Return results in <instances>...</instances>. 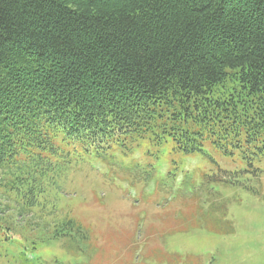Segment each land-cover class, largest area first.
<instances>
[{
    "label": "trees",
    "instance_id": "1",
    "mask_svg": "<svg viewBox=\"0 0 264 264\" xmlns=\"http://www.w3.org/2000/svg\"><path fill=\"white\" fill-rule=\"evenodd\" d=\"M141 144L261 171L264 0H0V264H88L62 180Z\"/></svg>",
    "mask_w": 264,
    "mask_h": 264
},
{
    "label": "rangeland",
    "instance_id": "2",
    "mask_svg": "<svg viewBox=\"0 0 264 264\" xmlns=\"http://www.w3.org/2000/svg\"><path fill=\"white\" fill-rule=\"evenodd\" d=\"M205 148L183 155L141 144L73 163L59 204L91 230L88 264H264V165L245 171L238 156ZM37 255L87 258L51 240L28 253Z\"/></svg>",
    "mask_w": 264,
    "mask_h": 264
}]
</instances>
